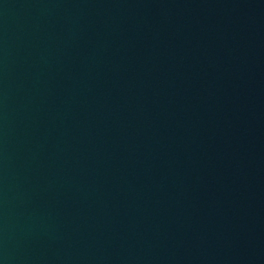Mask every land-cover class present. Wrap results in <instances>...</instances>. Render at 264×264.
<instances>
[{
    "label": "water",
    "instance_id": "95a60500",
    "mask_svg": "<svg viewBox=\"0 0 264 264\" xmlns=\"http://www.w3.org/2000/svg\"><path fill=\"white\" fill-rule=\"evenodd\" d=\"M0 264H264V0H0Z\"/></svg>",
    "mask_w": 264,
    "mask_h": 264
}]
</instances>
